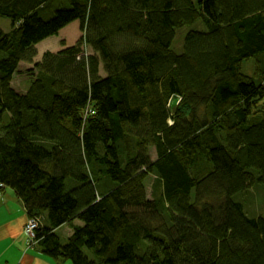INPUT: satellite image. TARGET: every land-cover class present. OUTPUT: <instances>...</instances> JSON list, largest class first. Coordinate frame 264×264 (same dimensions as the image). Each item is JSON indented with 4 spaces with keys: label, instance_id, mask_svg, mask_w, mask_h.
I'll return each mask as SVG.
<instances>
[{
    "label": "trees",
    "instance_id": "16d2710c",
    "mask_svg": "<svg viewBox=\"0 0 264 264\" xmlns=\"http://www.w3.org/2000/svg\"><path fill=\"white\" fill-rule=\"evenodd\" d=\"M0 17V188L46 215L45 257L264 264V217L244 203L264 187V0H0ZM74 22L79 40L36 60Z\"/></svg>",
    "mask_w": 264,
    "mask_h": 264
},
{
    "label": "rangeland",
    "instance_id": "374dc122",
    "mask_svg": "<svg viewBox=\"0 0 264 264\" xmlns=\"http://www.w3.org/2000/svg\"><path fill=\"white\" fill-rule=\"evenodd\" d=\"M52 13H50L47 18L51 17ZM10 29V21L7 18L0 17V30L3 32H7ZM189 30H200V26L194 25L191 27L187 26L184 28H181L176 32L175 40L173 41V44L171 46L172 50L176 53L179 52L180 44L185 36V34ZM82 36V33L80 32V26L78 22H74L73 24H70L66 26L64 29L61 30V32L58 33L57 36L50 37L44 41H42L40 44L36 46L37 51V58L36 60L40 59L41 55L44 52H51L56 53L61 49V43H65V47L74 45L79 38ZM87 54L90 53V49H87ZM31 64H25L22 63L19 67V73L16 74L12 80V87L19 93L25 92L30 84V81L32 80V75L30 71H26L29 69ZM254 65L253 60L245 61L242 66V73L245 75H253L254 74ZM264 102V101H262ZM248 100L245 101V107H246V115H249V106H248ZM7 114V113H6ZM6 123V115L3 116L2 120L0 121V125ZM108 136L105 135L104 142H107ZM152 156L154 158V155L152 153ZM146 192H147V198L149 200L153 199V194L156 193V186L157 182L153 175L149 176L145 182H144ZM153 193V194H152ZM249 194L245 198V211L250 216H262L264 217V187L263 186H255L249 189ZM78 222V221H77ZM46 215H43L42 217V227L43 229L48 227L47 224ZM80 223V222H79ZM70 232V228L68 226H64L62 229H60L57 232V235L60 237L61 244H65L66 240L68 238ZM85 255L90 260H95V257L93 254L88 250H83ZM66 264H72L69 260L64 261Z\"/></svg>",
    "mask_w": 264,
    "mask_h": 264
},
{
    "label": "crops",
    "instance_id": "0c3cea01",
    "mask_svg": "<svg viewBox=\"0 0 264 264\" xmlns=\"http://www.w3.org/2000/svg\"><path fill=\"white\" fill-rule=\"evenodd\" d=\"M27 219L23 205L14 193L9 188H0V264H66L45 257L37 245L27 246L23 233ZM42 225L40 220V229ZM63 227L57 229L56 234ZM70 235L71 231L68 237Z\"/></svg>",
    "mask_w": 264,
    "mask_h": 264
},
{
    "label": "built area",
    "instance_id": "2783aa9c",
    "mask_svg": "<svg viewBox=\"0 0 264 264\" xmlns=\"http://www.w3.org/2000/svg\"><path fill=\"white\" fill-rule=\"evenodd\" d=\"M40 222L36 218H28L23 227V233L26 238L27 246L36 245V229H39Z\"/></svg>",
    "mask_w": 264,
    "mask_h": 264
}]
</instances>
